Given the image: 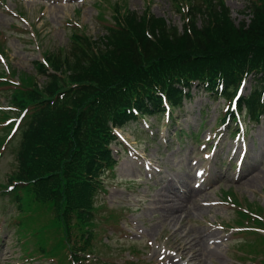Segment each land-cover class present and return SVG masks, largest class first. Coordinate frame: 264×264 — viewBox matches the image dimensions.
<instances>
[{
    "label": "trees",
    "instance_id": "1",
    "mask_svg": "<svg viewBox=\"0 0 264 264\" xmlns=\"http://www.w3.org/2000/svg\"><path fill=\"white\" fill-rule=\"evenodd\" d=\"M171 1L181 29L148 5L138 13L119 0L102 36L74 30L68 49L47 51L43 62L36 61L42 83L37 74L15 77L14 70L0 69L7 106L23 113L15 168L7 177L12 198L29 214L21 230L39 244H54V254H70L76 264L83 263L86 249L79 240L97 225L93 198L116 162L113 128L126 127L137 115L160 116L164 99L179 107L194 86L230 99L248 77L251 90L240 97L239 108L252 122L264 116V0H246L241 12L248 19L237 22L225 0ZM239 214V222L251 219ZM262 216L252 223L264 227ZM259 241L264 249V236Z\"/></svg>",
    "mask_w": 264,
    "mask_h": 264
},
{
    "label": "rangeland",
    "instance_id": "2",
    "mask_svg": "<svg viewBox=\"0 0 264 264\" xmlns=\"http://www.w3.org/2000/svg\"><path fill=\"white\" fill-rule=\"evenodd\" d=\"M116 1L119 0H0V50L3 51L0 66L6 68L8 64L9 69L18 74L34 75L36 61H41L44 53L68 49L74 30L83 31L95 39L102 36ZM120 2L138 13L149 5L154 15L164 17L178 29L182 27V18L171 0ZM225 3L236 22L248 19L246 13L241 12L246 0H225ZM198 23H201L200 17ZM35 80L42 83L45 76L38 74ZM251 83L250 79L245 82L244 94L249 92ZM7 92L5 86L0 87V108L8 102ZM186 98L180 107H173L169 119L147 116L118 130L119 142L111 144L117 162L106 174L94 202L97 203L95 206L101 203L116 211L119 219L116 223L99 222L95 228L98 234L86 232L79 240L86 249L96 241L95 256L98 259L108 260L110 264H128L129 261L138 264H254L253 260L238 258L253 234L238 232L235 228L236 209L240 208L231 199L241 207L248 202L264 207V117L258 124H253L241 115L240 131L230 134L228 127H218L224 112L221 97L210 96L193 87L191 97ZM12 114L16 116L15 112ZM1 115L2 111L0 118ZM0 126L1 133L7 127L6 121H0ZM6 135L0 136V147ZM17 141V134L12 135L0 148L2 184L8 182V174L15 168ZM237 147L238 153L240 150L247 152L243 163L239 159L241 152L233 155ZM198 166L202 169L201 176L197 172L194 174ZM249 168H255V173L263 176L254 182H246L245 175L244 178L241 176L247 174ZM188 169L193 176L190 187L194 192L186 194L185 199L201 197V208L181 220L165 218L167 212L161 207L163 199L173 197L168 182L170 179L174 181L178 201L180 194H185L178 179ZM196 180L206 182L195 189ZM1 190L0 264L77 263L70 254L66 257L54 254V244H39L32 233L22 231L25 215L15 209L17 206L14 207L8 197L11 190L7 192L5 188L3 194ZM225 191L231 195L227 196ZM179 226L180 229L175 230ZM14 229L18 232V239ZM258 232L264 233V230ZM198 233L210 237L208 247L215 246L213 255L202 257L205 262L190 259L189 253L183 255L180 254L182 249H175L180 245L185 248L191 237ZM41 250H44L43 259L30 260ZM96 257L87 259L95 260ZM263 257L264 253L255 262ZM100 259L89 264H102Z\"/></svg>",
    "mask_w": 264,
    "mask_h": 264
},
{
    "label": "bare ground",
    "instance_id": "3",
    "mask_svg": "<svg viewBox=\"0 0 264 264\" xmlns=\"http://www.w3.org/2000/svg\"><path fill=\"white\" fill-rule=\"evenodd\" d=\"M50 2H53L54 0H49ZM238 148L237 147L234 152L233 155H235L236 153H238ZM246 154V153H244ZM199 167V166H198ZM196 168L194 170V174L195 172H197L198 170H201L200 168ZM255 168L251 169L249 168L247 174L244 173L242 174V178H244L243 176L245 175L244 180L248 183L250 182H254L258 179H260L262 176H259V172L255 173L254 171ZM250 173V174H249ZM193 180V176L190 175V169H188V171L183 172L182 177L180 176L178 181L180 183V185L182 187L185 188V194H180V197L178 198V201H176L178 194L175 188V184L174 181H172L170 179V181L168 182V186H170V188L172 189V193H173V197L170 196V198L166 197L163 199L162 202V209L167 212L165 214V218H170V219H175V220H181L184 217H187L192 211L197 210L198 208H201V201L202 198H186L185 199V195L194 192L193 187H190V183ZM191 181V182H190ZM201 188V184H197V180L195 183V189H199ZM181 226L176 227L175 230H179ZM175 232V231H174ZM205 234H196L194 236L191 237V240H189L185 246V248L183 246H176L175 249L181 250L182 252L180 254H187L189 256L190 259H198L199 261H204L202 259L203 256H209V255H213L215 246L213 245V247H208L207 245V241L208 239H210V237H206ZM188 251V252H187ZM205 262V261H204ZM182 264V263H180Z\"/></svg>",
    "mask_w": 264,
    "mask_h": 264
},
{
    "label": "snow or ice",
    "instance_id": "4",
    "mask_svg": "<svg viewBox=\"0 0 264 264\" xmlns=\"http://www.w3.org/2000/svg\"><path fill=\"white\" fill-rule=\"evenodd\" d=\"M234 106V105H233Z\"/></svg>",
    "mask_w": 264,
    "mask_h": 264
}]
</instances>
